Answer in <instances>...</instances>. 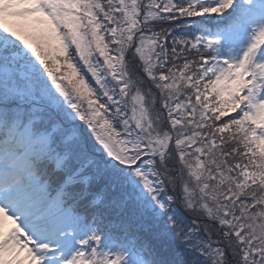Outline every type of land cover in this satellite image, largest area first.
<instances>
[{
	"label": "snow or ice",
	"instance_id": "6c2138e0",
	"mask_svg": "<svg viewBox=\"0 0 264 264\" xmlns=\"http://www.w3.org/2000/svg\"><path fill=\"white\" fill-rule=\"evenodd\" d=\"M0 264H264V0H0Z\"/></svg>",
	"mask_w": 264,
	"mask_h": 264
}]
</instances>
